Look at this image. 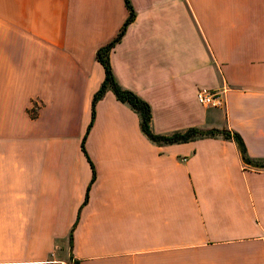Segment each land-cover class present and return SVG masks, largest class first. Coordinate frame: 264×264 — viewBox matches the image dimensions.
I'll list each match as a JSON object with an SVG mask.
<instances>
[{
    "label": "crops",
    "instance_id": "1",
    "mask_svg": "<svg viewBox=\"0 0 264 264\" xmlns=\"http://www.w3.org/2000/svg\"><path fill=\"white\" fill-rule=\"evenodd\" d=\"M128 2L109 59L151 130L246 159L109 85L89 125L125 0H0V264H264V0Z\"/></svg>",
    "mask_w": 264,
    "mask_h": 264
},
{
    "label": "trees",
    "instance_id": "2",
    "mask_svg": "<svg viewBox=\"0 0 264 264\" xmlns=\"http://www.w3.org/2000/svg\"><path fill=\"white\" fill-rule=\"evenodd\" d=\"M125 1H126L128 8H129V14H128L124 24L122 25L120 31L109 42L98 47V49L96 51V58L103 65L105 76H104V79H103L100 87L95 91V93L92 97L91 120L89 122V125L92 124L93 118L95 115V102L104 93V91L106 90V87L109 85L118 99H120L122 101H127L135 110H137L140 113L142 130L144 131V133L149 138H151L153 140L175 141L178 139H187L188 137H193L196 134H217V133H221L226 137H233L237 141L240 152L242 154V157L244 159H246L245 155H244V147H243L241 138L236 133H232L228 130H221V129H217V128H210V129H206V130L201 129L200 130V129H197L195 127H190L184 133H173L171 135H159V134L154 133L151 130V127H150V119H151L150 104L146 100L139 97L134 91L127 89V88H122L120 85H118V83L116 82V80L114 78V74L112 72V68H111V64H110V59H109L110 49L121 38L122 33L124 32L126 23L133 16L132 7L129 5L128 0H125ZM85 135H84L82 142H81V146H82V149L84 151H85V148H84Z\"/></svg>",
    "mask_w": 264,
    "mask_h": 264
},
{
    "label": "built area",
    "instance_id": "3",
    "mask_svg": "<svg viewBox=\"0 0 264 264\" xmlns=\"http://www.w3.org/2000/svg\"><path fill=\"white\" fill-rule=\"evenodd\" d=\"M196 97L200 103L208 106H220L224 103L223 94L217 89L199 88Z\"/></svg>",
    "mask_w": 264,
    "mask_h": 264
},
{
    "label": "rangeland",
    "instance_id": "4",
    "mask_svg": "<svg viewBox=\"0 0 264 264\" xmlns=\"http://www.w3.org/2000/svg\"><path fill=\"white\" fill-rule=\"evenodd\" d=\"M202 130H205V129H202ZM198 135V134H197ZM263 167V166H262ZM264 168V167H263Z\"/></svg>",
    "mask_w": 264,
    "mask_h": 264
}]
</instances>
